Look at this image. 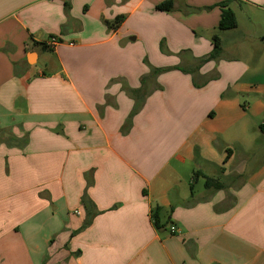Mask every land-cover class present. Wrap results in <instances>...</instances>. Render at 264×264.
<instances>
[{"label":"crops","instance_id":"1","mask_svg":"<svg viewBox=\"0 0 264 264\" xmlns=\"http://www.w3.org/2000/svg\"><path fill=\"white\" fill-rule=\"evenodd\" d=\"M165 1L0 0V264H264V0Z\"/></svg>","mask_w":264,"mask_h":264},{"label":"trees","instance_id":"2","mask_svg":"<svg viewBox=\"0 0 264 264\" xmlns=\"http://www.w3.org/2000/svg\"><path fill=\"white\" fill-rule=\"evenodd\" d=\"M230 2L231 0H227V1H223L221 2L220 6L222 8V14H221V19L219 22V25L217 27V29L213 32V38H214V43H215V47L212 50V52L210 53V55L206 58L208 59H215L219 56L220 51H221V37H220V33L223 30L226 29H232L235 28L237 26V15L235 10L230 6ZM173 7V2L171 0H167L161 4H159L157 6L158 9H168V8H172ZM46 45V44H45ZM157 71H162V69H157ZM260 128L262 129V131L264 132V123L260 126ZM201 175H205V174H201ZM199 176V172H196L194 174V178L196 179ZM204 177H206V187H217L220 188L223 186V184L221 182H219V180H215L214 178L205 175ZM86 204L88 205V202H86ZM160 208L157 207L156 208V212L154 213V223L155 226L158 229L162 228V225L160 224V219L158 217V212H159Z\"/></svg>","mask_w":264,"mask_h":264},{"label":"built area","instance_id":"3","mask_svg":"<svg viewBox=\"0 0 264 264\" xmlns=\"http://www.w3.org/2000/svg\"><path fill=\"white\" fill-rule=\"evenodd\" d=\"M60 42H61V40L59 38L53 37V38H51L49 40V45L54 46V45H57ZM71 44L73 45L74 43H71ZM170 232L172 234H177L178 233V228L176 227V225H171L170 226Z\"/></svg>","mask_w":264,"mask_h":264},{"label":"rangeland","instance_id":"4","mask_svg":"<svg viewBox=\"0 0 264 264\" xmlns=\"http://www.w3.org/2000/svg\"><path fill=\"white\" fill-rule=\"evenodd\" d=\"M202 179L200 178V181H201ZM198 186V185H197Z\"/></svg>","mask_w":264,"mask_h":264}]
</instances>
